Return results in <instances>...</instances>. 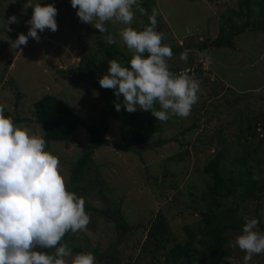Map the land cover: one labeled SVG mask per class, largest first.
Returning <instances> with one entry per match:
<instances>
[{
    "label": "rangeland",
    "instance_id": "rangeland-1",
    "mask_svg": "<svg viewBox=\"0 0 264 264\" xmlns=\"http://www.w3.org/2000/svg\"><path fill=\"white\" fill-rule=\"evenodd\" d=\"M155 2L169 26L162 31V42L188 45L186 49L189 50L191 45H199L202 38L211 42L217 38L222 13L225 9L237 7L238 0ZM36 3L56 7L58 30H37L39 42L29 37L26 46L13 49L9 41H15L19 34L27 35L29 26L26 21L31 19L32 6ZM258 10L255 6V12ZM76 11L71 7L70 0H0V28L3 29L0 31V106L13 118L25 119L17 125L28 129L31 135H44L42 128L35 123L34 110L35 104L47 95L67 103L90 123L98 119L104 106L98 88V80L108 74L109 67L106 57L99 54L103 40L90 31L95 29V22L93 25L81 22ZM133 11L134 20L130 26L138 30V26L142 28L141 13L135 7ZM10 16H16L18 22L9 24ZM105 27L116 37L115 45L129 52L117 35L125 25L106 22ZM185 29H190L191 34H187ZM234 40L236 47L226 43L211 51L212 55L203 61L205 69L214 71L210 73L212 77L205 76L214 82L198 78L199 74L190 75L199 82L200 91L198 102L193 105L188 117L172 116L167 121H159L158 129L150 130L149 121L153 115L137 108L136 123L145 127L142 129L147 139L143 146L160 139L169 141L167 145L144 152L143 157L124 153L114 146L97 150L94 159L100 175L97 185L94 183L93 190L87 194L85 206H91L99 214L103 209L110 211L114 206L123 209L129 224L138 228L127 233L118 231L116 225L104 216L93 210L86 212L90 216L87 230L69 237L68 245L74 254L78 253L74 248L91 253L96 250L97 254H93L95 264H160L159 261L166 259L164 251L173 242L156 254L148 249L143 254L151 221L162 214L168 221L172 237H176L177 242H183L187 239L186 227L195 228L202 215V209L193 211L186 198L190 190L196 195L206 190L210 176L204 168L208 162L224 149L223 164L228 176H232L236 168L247 170V165L239 160L244 157L248 146L252 145L253 149L264 146L261 120L258 118L264 112V34L247 31ZM86 45H90L88 51L84 49ZM86 53H93L98 59L99 69L91 82L75 77L80 59ZM172 63L182 69L189 64L178 57ZM156 108L159 110V105ZM129 114L126 111L113 122L108 135L110 140L120 138L116 125L122 119L129 120ZM246 114L259 119L257 124L255 122L257 136L254 138L247 131L240 132V122L248 121L244 118ZM152 121L155 120L152 118ZM74 139L77 142L87 141L85 129L79 127ZM77 142H53L46 150L59 158V170L65 183L70 165H64V162L75 161V156L81 154ZM257 157L264 158V151ZM246 160L255 167L253 159L247 157ZM223 208H238L244 221L245 217L263 219L264 193L260 198L247 200L237 193L224 201ZM257 230L260 231L258 226ZM240 234H230V245ZM233 248V254L225 264H264V253L254 254L245 261L246 253L238 247ZM154 249L155 245H152L150 250ZM66 259L70 264L71 258Z\"/></svg>",
    "mask_w": 264,
    "mask_h": 264
},
{
    "label": "clouds",
    "instance_id": "clouds-1",
    "mask_svg": "<svg viewBox=\"0 0 264 264\" xmlns=\"http://www.w3.org/2000/svg\"><path fill=\"white\" fill-rule=\"evenodd\" d=\"M70 3L79 20L91 25L95 22L94 28L101 34L108 32L106 22L125 25L117 35L132 53L130 66H122L117 59L108 61V74L98 83L104 89H112L117 100L122 96L128 113L139 108L150 111L162 122L172 116L190 115L199 99L200 84L186 72L174 74L169 70L173 52L170 46L162 45L164 34L155 30V8L148 16L150 26L138 31L130 26L134 6L141 15H147L138 0H70ZM32 8L31 19L26 21L27 35L19 34L15 41H9L13 49L26 46L29 37L39 42L37 30H58L54 5L36 3ZM17 22L16 16L8 18L9 24ZM185 31L191 34L190 29ZM104 39L108 45L117 43L111 34ZM188 53L185 49L180 59L187 62ZM114 106L116 111L121 110L120 103ZM46 143L44 138L31 135L28 129L6 118L0 106V264H69L66 258H71L70 264H95L93 253L74 254L66 242L61 243L67 233L87 230L90 216L85 211V200L67 190L59 170L60 160L45 150ZM252 179L260 177L254 174ZM244 219L242 234L232 246L245 252L247 261L254 254L264 253V233L257 230V219ZM37 248L49 251H36Z\"/></svg>",
    "mask_w": 264,
    "mask_h": 264
},
{
    "label": "trees",
    "instance_id": "trees-1",
    "mask_svg": "<svg viewBox=\"0 0 264 264\" xmlns=\"http://www.w3.org/2000/svg\"><path fill=\"white\" fill-rule=\"evenodd\" d=\"M138 3L147 10V15L139 14L142 28L138 26V31L143 30L146 26H150L148 16L152 14V9L154 8L157 10V27L155 30L162 32L168 26L162 13L157 8L155 0H138ZM254 5L258 7V12H255ZM1 30L3 29L0 28ZM168 30L171 32V29ZM90 31L92 34L95 33L102 37L103 43L100 44L99 54L106 57L107 62L117 59L122 66H130L128 62L131 59L132 53L120 50L115 44L108 45L106 43L104 36L111 34L109 30L106 34L99 33L97 29H90ZM247 31L264 34V0H238L237 7L225 9L221 15L220 32L217 38L212 40L213 42L208 38H202V42L199 45L190 44L187 59L189 64L185 69L174 66L172 60L177 57L180 58V53L188 45L178 44L176 46L172 42L171 44L162 42V45L170 46L173 52V57L168 61L169 70L174 74L188 70H198L213 74V69L207 70L203 67L206 64L203 61L212 55L211 51L217 50L218 47L226 44L227 41H229L230 47H236L234 39L239 38V36ZM84 49L88 51L90 45H86ZM202 53L203 55H201ZM211 63L213 64V62ZM98 69V59L93 53H86L80 59L75 77L77 80L91 82L96 76ZM197 76L198 78L207 79L205 81L214 82L205 76V74ZM98 88L101 92L104 106L98 119L92 123L87 122L67 103L51 95H47L39 100L35 104L34 110L35 123L44 131L42 138L47 142L45 150H48L50 144L53 142H77L74 139L77 129L79 127L85 129L87 141L77 142L81 147V154L78 157L77 155L75 156V161L66 160L64 162V165H70V173L66 182L67 190L76 193L77 196L82 197L84 200H86L87 194L93 190L94 183L97 185V178L100 175L99 168L94 159V155L98 149L114 146L124 153L137 154L143 157L144 152L163 147L169 142L160 139L157 142L143 146L147 141L142 129V127H145L136 123V112L128 115L129 120L125 121L122 119L119 121V125H116V127L120 138L110 140L108 135L112 131L113 122L118 117H121L124 112L126 114L123 107V97L121 96L117 100L112 89H104L100 85H98ZM117 102L121 104L120 111H116L115 109L114 105ZM148 114H150V111ZM4 115L6 118L10 117L16 125L25 121V119L13 118L10 113H4ZM259 117L261 120V130L264 135V112L261 116L258 115ZM152 118L155 121H152ZM244 118L248 121L240 122V132L244 133L247 131L253 138L256 137L255 122L257 124L259 119L250 118L248 114ZM149 123L151 124L150 130L152 128L156 130L158 129L157 126L160 125L159 120L154 116L151 117ZM262 151H264V146L261 147L259 145V147L253 149V146L249 145L244 157L239 160L243 161L241 164L247 165V170L242 171L241 168H236L233 172L231 171L233 175L228 176L225 173V165L223 164L225 151L224 149L220 150L204 168L205 173L210 176V183L206 190H202L200 195H196L194 191L190 190L188 198H186L193 211L202 209V215H200L197 226L195 228L187 226V239L183 242H177L176 237H172L167 219L162 214H159L157 219L151 221L152 226L147 241H145L142 248L143 254L147 252V249L153 252L152 254H156L158 250H163L164 246L168 247L173 242L164 251L166 259L159 261L160 264H225L227 259L232 256V250L234 249L232 244L230 245V234L233 232L242 233L245 221L243 220V216H239L238 208H223L224 201L237 193H241L243 200L260 198L261 194L264 193V158L257 157V154ZM247 157L253 159L255 167L248 164ZM175 158L179 157L176 156ZM180 160H182L181 156ZM254 174L258 175L260 179L253 180ZM184 197L185 195L182 196V198ZM114 207L110 208V211L103 209L100 211V214L98 210L93 209L91 206H85V211L89 212L93 210L100 216L109 219L116 225L118 231L122 230L127 233L137 230L138 227H133L129 224L124 210ZM257 220L259 221L258 227L260 232L264 233V218L258 217ZM71 235H73L71 232L67 233L61 243L66 242L68 244ZM152 245H155L154 250H150L152 249ZM73 250L78 253L83 252L80 248H74ZM93 254L96 255L97 251H93Z\"/></svg>",
    "mask_w": 264,
    "mask_h": 264
},
{
    "label": "water",
    "instance_id": "water-1",
    "mask_svg": "<svg viewBox=\"0 0 264 264\" xmlns=\"http://www.w3.org/2000/svg\"><path fill=\"white\" fill-rule=\"evenodd\" d=\"M185 72L188 73L189 75H191V74H199V75L205 74V75H207L209 77H212V75L209 72H202V71H198V70H188V71H185Z\"/></svg>",
    "mask_w": 264,
    "mask_h": 264
}]
</instances>
